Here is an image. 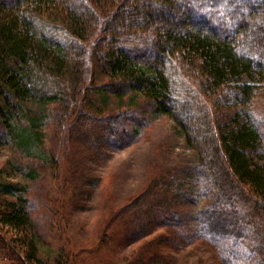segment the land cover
<instances>
[{
	"label": "trees",
	"instance_id": "1",
	"mask_svg": "<svg viewBox=\"0 0 264 264\" xmlns=\"http://www.w3.org/2000/svg\"><path fill=\"white\" fill-rule=\"evenodd\" d=\"M263 90L264 0H0V143L41 158L34 123L51 103L93 148L96 133L112 150L129 146L167 114L197 152L127 205L119 243L169 226L189 242L225 238L250 253L246 264H264V127L249 108ZM129 93L143 96L99 111L100 95ZM18 198L0 209V258L35 264L29 199Z\"/></svg>",
	"mask_w": 264,
	"mask_h": 264
},
{
	"label": "rangeland",
	"instance_id": "2",
	"mask_svg": "<svg viewBox=\"0 0 264 264\" xmlns=\"http://www.w3.org/2000/svg\"><path fill=\"white\" fill-rule=\"evenodd\" d=\"M142 96L100 95L98 109L108 113ZM53 105H42L46 116L34 123L41 158L26 155L13 140L0 143V209L20 195L29 199L34 219L31 235L38 247L35 264H130L141 256L160 258L162 264H246L241 259L250 253L240 247L229 251L231 243H225V238L224 242L208 238L189 242L169 226L157 227L131 243H119V230L124 227L120 218L126 216L122 212L127 205L158 182L157 174L188 167L198 158L167 114L153 115L138 140L112 150L99 133L92 137L98 146H90V132L80 134L71 122L62 124L55 113L58 106ZM249 108L264 127V90ZM50 109L54 110L51 116ZM239 110L233 107L225 112L234 116ZM11 184L18 185L16 193L8 191ZM174 205L194 213L191 205ZM0 264L11 263L0 258Z\"/></svg>",
	"mask_w": 264,
	"mask_h": 264
}]
</instances>
